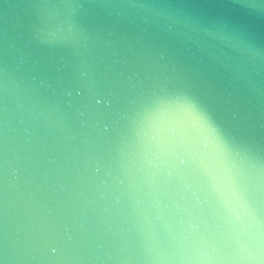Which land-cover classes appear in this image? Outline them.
Wrapping results in <instances>:
<instances>
[{
    "label": "water",
    "instance_id": "water-1",
    "mask_svg": "<svg viewBox=\"0 0 264 264\" xmlns=\"http://www.w3.org/2000/svg\"><path fill=\"white\" fill-rule=\"evenodd\" d=\"M186 101L203 133L173 138ZM190 149L264 170V0H0V264L206 250Z\"/></svg>",
    "mask_w": 264,
    "mask_h": 264
},
{
    "label": "clouds",
    "instance_id": "clouds-1",
    "mask_svg": "<svg viewBox=\"0 0 264 264\" xmlns=\"http://www.w3.org/2000/svg\"><path fill=\"white\" fill-rule=\"evenodd\" d=\"M197 156L206 165L213 232L206 250L183 254L176 264H264V170L226 175L214 156Z\"/></svg>",
    "mask_w": 264,
    "mask_h": 264
},
{
    "label": "snow or ice",
    "instance_id": "snow-or-ice-1",
    "mask_svg": "<svg viewBox=\"0 0 264 264\" xmlns=\"http://www.w3.org/2000/svg\"><path fill=\"white\" fill-rule=\"evenodd\" d=\"M181 124L183 127H170L167 134L173 138H184L189 132L203 133L200 118L194 114V105L191 102H185L180 108ZM164 133V129H160ZM191 139V137H190ZM180 163L182 168L178 169V176L182 182L183 191L191 202L192 212L202 214L200 206L209 207L206 198L207 176L205 173L206 165L199 159L197 152L190 149L188 155L182 157Z\"/></svg>",
    "mask_w": 264,
    "mask_h": 264
}]
</instances>
